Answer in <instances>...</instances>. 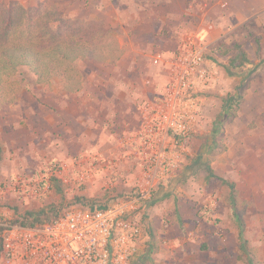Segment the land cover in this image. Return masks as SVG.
Masks as SVG:
<instances>
[{
    "label": "rangeland",
    "instance_id": "obj_1",
    "mask_svg": "<svg viewBox=\"0 0 264 264\" xmlns=\"http://www.w3.org/2000/svg\"><path fill=\"white\" fill-rule=\"evenodd\" d=\"M42 1L0 0V5L28 8ZM53 1L66 18L101 20L124 55L117 62H82L81 89L75 93L60 78L42 86L26 69L14 77L19 89L12 102L0 104L2 232L17 226L26 211L51 204L62 206V214L90 206L93 199L107 204L137 196L141 107L164 83L156 76L163 75L162 65L154 60L171 56L182 37L193 33L206 47V59L215 57L224 72L202 93L197 131L187 141L179 170L158 182L140 217L144 253L133 264H245L237 215L249 247L264 261V0H249L259 5L258 12L247 14L243 0ZM92 9H103L102 17H88ZM221 43L233 48L231 55L239 46L253 63L228 74L223 67L228 58L215 55ZM130 54L140 58L138 65L146 61L149 72L131 80V93L117 95L119 83L137 63ZM242 93L234 116L226 99ZM84 171L94 177L78 184L75 178ZM53 178L63 192L54 188Z\"/></svg>",
    "mask_w": 264,
    "mask_h": 264
},
{
    "label": "built area",
    "instance_id": "obj_2",
    "mask_svg": "<svg viewBox=\"0 0 264 264\" xmlns=\"http://www.w3.org/2000/svg\"><path fill=\"white\" fill-rule=\"evenodd\" d=\"M205 49L198 36L187 33L171 56L154 60L166 67L167 81L141 107L136 154L142 177L137 196L74 207L44 226H11L0 245V264H133L143 242L140 217L158 182L179 170L187 141L197 131L202 93L218 81ZM93 177L92 171L80 172L75 182Z\"/></svg>",
    "mask_w": 264,
    "mask_h": 264
},
{
    "label": "trees",
    "instance_id": "obj_3",
    "mask_svg": "<svg viewBox=\"0 0 264 264\" xmlns=\"http://www.w3.org/2000/svg\"><path fill=\"white\" fill-rule=\"evenodd\" d=\"M216 53L228 56L232 47L221 43ZM229 57L228 64L223 67L233 75V69L253 63L246 51L239 50ZM124 55L118 40L111 35V30L101 20L91 18L80 20L64 17L53 0H44L37 7H25L20 4L0 5V104L6 103L19 89L14 77L22 69H26L42 86H49L56 78H60L68 92L80 91L82 78L79 65L82 62H117ZM216 60V58H211ZM244 94L238 98L230 96L226 99V107L236 116ZM236 107H234V105ZM231 113V114H232ZM5 149L0 139V171ZM206 169L211 177H215L210 164ZM53 186L60 193L63 185L53 178ZM232 197L237 190L231 185ZM236 198L233 204L236 208ZM80 201L81 199L78 198ZM92 205L97 204L93 199ZM95 203V204H94ZM106 206H104L105 208ZM62 206L51 204L35 210L26 211L18 225L34 228L44 226L60 215ZM239 232V251L245 264H264L254 255L249 242L244 237V222L237 215ZM5 232L0 228V245Z\"/></svg>",
    "mask_w": 264,
    "mask_h": 264
},
{
    "label": "crops",
    "instance_id": "obj_4",
    "mask_svg": "<svg viewBox=\"0 0 264 264\" xmlns=\"http://www.w3.org/2000/svg\"><path fill=\"white\" fill-rule=\"evenodd\" d=\"M244 2H247V4H246V9L244 10V13H250V12H258V5H259V2H257L256 4L255 3H252V5L253 6H251V2L249 1V0H243ZM235 2H236V0H235ZM236 7V5H234V8ZM104 11H103V9L102 10H99V9H92V12L90 13V14H88V17H90V16H100V17H102V13H103ZM87 13V12H86ZM85 15V16H84ZM84 15H79V14H77L76 16H80V17H87V14H84ZM250 19V18H249ZM226 45H228V44H226ZM263 47H264V43H263ZM216 56H218L217 55V53L215 54ZM127 56V55H126ZM129 56H131V54L129 55ZM231 56V53L228 55V56H225L226 58H228V60H229V57ZM138 59H140L138 56H131V58H130V60H131V62H137V60ZM207 61H208V64H210L211 66H212V68H214V70H215V72H216V74H217V76L219 77L220 75H219V73L221 72L222 73V71L224 72V70H222L220 67H218V65H217V63L213 60V61H211V60H208L207 59ZM145 64L143 65V66H141L140 64L138 65V62L137 63H135V66H133V68L131 67L127 72H126V76H125V82H121V83H119V86L117 87V92H116V94L117 95H119V94H129V93H131V91H132V89L133 88H131V87H129L130 86V82H131V80L136 76V77H138V74L139 75H142V76H146V74H147V71L149 70V68H150V66H149V64L145 61L144 62ZM138 67H141L140 69L138 68ZM160 70V69H159ZM130 71V72H129ZM150 71H151V69H150ZM149 72V71H148ZM152 72H153V69H152ZM162 72H163V75H156L157 77H159V78H162V77H164V79H161V81L162 80H164V83L163 84H165L166 83V81H167V71H166V67L164 66V65H162ZM129 77H130V79H129ZM219 79V78H218ZM129 80V81H128ZM128 82V83H127ZM127 83V84H126ZM126 85V86H125ZM163 86V85H162ZM212 86V85H211ZM210 86V87H211ZM210 87H208V88H206L205 90H204V92L205 93H207V91L210 89ZM158 91V89H155L151 94H150V97H152V95L154 94V92L156 93ZM124 92V93H123ZM125 94V95H126ZM129 96V95H128ZM127 96V97H128ZM114 99H115V97L113 98V103L115 102L114 101ZM121 100H122V98H121ZM129 101L127 100V103H128ZM136 115V114H135ZM133 118L136 120V122H137V120H138V118L137 117H135V116H133ZM199 121V120H198ZM143 243H144V239H143V242H142V244H141V249H140V253H139V255L141 254V252H142V254L144 253V251H142L143 250ZM138 257H136V259H137Z\"/></svg>",
    "mask_w": 264,
    "mask_h": 264
}]
</instances>
